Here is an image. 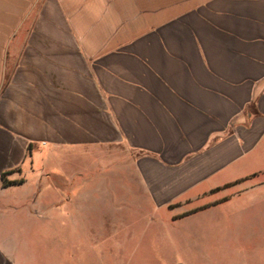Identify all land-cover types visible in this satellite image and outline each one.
<instances>
[{
    "label": "crops",
    "instance_id": "0c3cea01",
    "mask_svg": "<svg viewBox=\"0 0 264 264\" xmlns=\"http://www.w3.org/2000/svg\"><path fill=\"white\" fill-rule=\"evenodd\" d=\"M79 150L146 202L142 236L130 215L93 240L58 225L59 192L107 178L58 189ZM203 214L264 245V0H0V264H185Z\"/></svg>",
    "mask_w": 264,
    "mask_h": 264
},
{
    "label": "rangeland",
    "instance_id": "374dc122",
    "mask_svg": "<svg viewBox=\"0 0 264 264\" xmlns=\"http://www.w3.org/2000/svg\"><path fill=\"white\" fill-rule=\"evenodd\" d=\"M69 152L71 153V151ZM76 153L78 155H76ZM79 153L80 150L72 152V156H68V154L66 155L68 161L63 163L64 165L60 167L62 168L64 176L60 178L61 182H58V189L63 186L65 176L68 178L69 175L76 176L83 173H89L100 176L104 175L107 178L105 180L96 179L93 182L94 189L98 188V190H100L101 194H99L98 197L95 195H89L84 201L80 197H76L71 204L66 202L65 194L59 192L56 199L58 201L56 211L58 212L60 208L62 214L57 218L58 225L63 227L64 212H66V221L69 222L72 218L78 224L85 223L88 227L85 233H87L89 240H93V237H100L103 232L102 229L105 228L106 230L110 223L118 221L119 218H121V221L123 222L126 220L125 218L130 215L137 219L136 223L139 224L140 227L137 229V235L139 237L142 236L144 234L142 228L145 223L141 224L142 221L139 219V217L141 218L139 215V209H141V205H147L145 204L146 202L140 198H131L130 200L123 199L122 193L117 191L114 192L116 190L115 186L118 183L116 180L119 178L115 173V167H104L102 170V167L97 165L96 159L85 161L84 157L81 158V153ZM59 155L60 158L65 159L63 154L61 155L59 153ZM105 163L107 162L105 161ZM50 168L51 167L47 165L45 167L46 170H44V177L47 181L51 178L49 175H46ZM50 185L51 184H45V187ZM73 185L75 189L78 183L74 182ZM113 195L115 196L114 198L112 197ZM119 198L120 201L123 202L132 201L131 203L134 205L126 202V204L122 203L116 207L117 204L114 201ZM161 213L165 216L167 212L166 210H163ZM216 217L217 220H219V215ZM220 222L222 223L223 221L218 222L217 228L210 230L208 215H199L191 220L192 224H197L194 229L190 230L191 240L195 242L192 244L188 242L189 240L187 239L186 243L180 246V251L185 259V264H246V258L248 260L247 264H264V262H257L259 257H262V255L264 257V245H262V241L258 239V230L254 226L249 225V227H247L240 221H237L233 227H229ZM46 224L47 226L49 225L48 223ZM198 225H202V228H198ZM97 226L100 227V230H98ZM62 227H58V230L56 231L57 237L59 238L64 237V230L61 229ZM52 232L54 231L51 230V233ZM80 233V230H74L73 238H79ZM41 237L45 236L42 235ZM49 248V245L42 244L40 253L42 255L48 253ZM61 248V246H58V250ZM211 257L212 260L210 262ZM130 264L134 263L131 262Z\"/></svg>",
    "mask_w": 264,
    "mask_h": 264
},
{
    "label": "trees",
    "instance_id": "16d2710c",
    "mask_svg": "<svg viewBox=\"0 0 264 264\" xmlns=\"http://www.w3.org/2000/svg\"><path fill=\"white\" fill-rule=\"evenodd\" d=\"M4 183H10V182L4 180Z\"/></svg>",
    "mask_w": 264,
    "mask_h": 264
}]
</instances>
